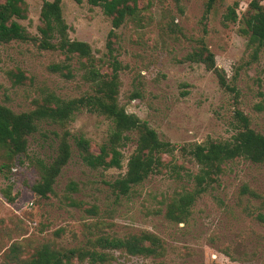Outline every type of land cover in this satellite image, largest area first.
<instances>
[{
  "label": "rangeland",
  "instance_id": "obj_1",
  "mask_svg": "<svg viewBox=\"0 0 264 264\" xmlns=\"http://www.w3.org/2000/svg\"><path fill=\"white\" fill-rule=\"evenodd\" d=\"M26 1L28 18L17 22L39 37L45 0ZM138 1L139 15L115 30L112 38L111 18L99 7L62 0V14L70 39L90 45L102 75L109 77L113 63L120 64V105L172 144L173 154L163 156L165 166L159 174L129 196L117 198L109 184L125 175L136 143L121 149V169L94 170L78 157L72 138L73 157L58 178L54 195L41 199L31 190L40 179L37 161L49 163L56 156V134L68 131L85 137L98 153L113 124L86 110L76 113L66 128L40 123L28 138L26 155L14 160L10 169H2L6 161L0 160V264H25L44 244L92 249L89 241L97 237L143 232L163 241L162 256L107 251L105 263L74 264H264L263 165L242 158L227 163L219 184L197 198L184 222L166 218L167 204L192 190L199 170L182 147L231 140L240 129L238 112L248 118L251 129L264 135V46L255 55V47L242 33L243 18L255 0ZM232 10L236 21L226 19ZM201 44L214 55L227 88L203 63L188 60ZM56 64L68 65L71 76H66L67 70L51 72ZM90 69L87 60L75 56L66 61L61 53L40 50L32 42L0 44V105L23 113L37 108L48 95L67 101L92 94L86 75ZM10 72L23 73L22 83L15 84ZM72 182L76 192L68 189ZM8 187L11 196L17 195L13 204L3 195ZM244 187L251 193H243ZM91 206L98 207L94 217L84 210Z\"/></svg>",
  "mask_w": 264,
  "mask_h": 264
},
{
  "label": "trees",
  "instance_id": "obj_2",
  "mask_svg": "<svg viewBox=\"0 0 264 264\" xmlns=\"http://www.w3.org/2000/svg\"><path fill=\"white\" fill-rule=\"evenodd\" d=\"M78 4L87 2L93 7H99L103 13L111 18L113 30L109 38L114 37L115 30L121 28L128 20L135 19L140 12L138 0H73ZM210 8V7H209ZM28 4L26 0H0V44L13 41L32 42L38 49L61 53L66 61L75 56L87 60L91 69L86 73L87 80L92 84L93 93L78 99L63 100L55 95H48L43 103L30 112L16 113L10 108L0 105V160L2 169H10V164L26 155L28 138L37 133L40 123L56 124L62 128L74 121L76 113L86 110L109 119L113 124L112 132L107 142L99 147V152L92 151L90 142L85 137H73L68 131L56 134L58 148L56 156L51 162L37 161L40 179L31 188L32 192L41 199H48L55 193V186L64 168L73 157L71 139L75 141L78 157L89 168L98 170L121 169V149L129 143L135 142L136 148L127 163L125 175L110 183L109 186L117 198L129 196L135 187L142 185L148 178L159 174L165 164L163 156L173 154L175 147L159 138L157 132L136 115L129 114L119 103V71L120 64L113 63V72L107 77L102 75L93 63L92 48L89 44L71 40L69 26L62 14V0L44 1L41 9V26L39 37L31 36L25 27L17 20L28 18ZM227 20L236 21L235 11L232 10ZM242 33L248 37V45L255 47V55L264 46V4L255 0L250 5V11L242 21ZM108 48L113 50L112 41ZM189 61L203 63L208 71H212L218 78L219 84L227 88L225 74L217 68L214 55L201 44L188 57ZM51 72L60 73L67 70L66 76H71L68 65H52ZM15 84L23 81V73H9ZM237 118L240 129L229 141H209L205 144H194L182 147L185 154H190L198 165L199 170L193 176L194 185L191 191H184L167 204L166 218L175 223H182L187 219L191 207L197 198L212 185L219 184L218 177L225 171L227 163L237 159H245L253 164L264 166V135L250 128L249 120L241 112ZM136 135L135 137L133 135ZM69 191L76 192L77 185L71 183ZM11 187L3 195L9 203H15L17 195L11 196ZM243 193H251L244 187ZM73 206L80 205L72 202ZM86 214L97 215V206L84 209ZM61 231L57 233L59 235ZM92 242L93 248H53L49 244L42 245L25 264H74L75 261L90 260L93 263H105L109 260L107 251H122L129 257H159L164 254L163 241L156 235L143 232L124 238L114 236H100ZM98 248L100 250H98ZM113 258V257H112Z\"/></svg>",
  "mask_w": 264,
  "mask_h": 264
}]
</instances>
